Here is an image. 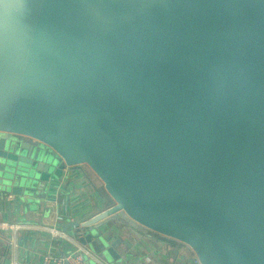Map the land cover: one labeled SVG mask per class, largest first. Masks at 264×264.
<instances>
[{
  "label": "water",
  "instance_id": "95a60500",
  "mask_svg": "<svg viewBox=\"0 0 264 264\" xmlns=\"http://www.w3.org/2000/svg\"><path fill=\"white\" fill-rule=\"evenodd\" d=\"M0 134L2 195L99 177L79 240L107 263L117 217L264 264V0H0Z\"/></svg>",
  "mask_w": 264,
  "mask_h": 264
},
{
  "label": "crops",
  "instance_id": "0c3cea01",
  "mask_svg": "<svg viewBox=\"0 0 264 264\" xmlns=\"http://www.w3.org/2000/svg\"><path fill=\"white\" fill-rule=\"evenodd\" d=\"M45 189L30 199L0 193V264H42L48 253L74 252L82 224L115 204L87 165L66 167L62 177L52 179ZM98 226L111 242L121 240L117 251L122 259L107 263L84 245L89 252L86 263L91 259V264H199L188 246L133 221L114 217ZM53 230L66 237H53Z\"/></svg>",
  "mask_w": 264,
  "mask_h": 264
},
{
  "label": "built area",
  "instance_id": "2783aa9c",
  "mask_svg": "<svg viewBox=\"0 0 264 264\" xmlns=\"http://www.w3.org/2000/svg\"><path fill=\"white\" fill-rule=\"evenodd\" d=\"M82 234L79 236V238ZM53 237L65 238V233H59L53 230ZM80 242V240H79ZM85 255H89V252L85 249L84 245L80 242L77 249L66 255H55L48 253L43 257L42 264H87Z\"/></svg>",
  "mask_w": 264,
  "mask_h": 264
},
{
  "label": "rangeland",
  "instance_id": "374dc122",
  "mask_svg": "<svg viewBox=\"0 0 264 264\" xmlns=\"http://www.w3.org/2000/svg\"><path fill=\"white\" fill-rule=\"evenodd\" d=\"M0 136H7V135H5V134H0ZM19 140H21V138H19ZM22 154H24V153H22ZM19 171H21V172H24V173H27L28 171H29V168L27 167V166H24V165H20V167H19ZM18 182H21V180L19 179L18 180ZM33 194H37V195H40V194H42L43 195V192L42 191H39L38 192V190H33V191H31ZM107 256V255H106ZM89 262V264H91V262H92V260L91 259H87V263Z\"/></svg>",
  "mask_w": 264,
  "mask_h": 264
}]
</instances>
